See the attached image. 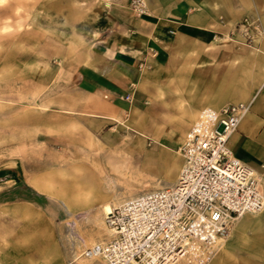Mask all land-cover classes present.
I'll use <instances>...</instances> for the list:
<instances>
[{"label":"rangeland","instance_id":"374dc122","mask_svg":"<svg viewBox=\"0 0 264 264\" xmlns=\"http://www.w3.org/2000/svg\"><path fill=\"white\" fill-rule=\"evenodd\" d=\"M2 2L0 181L15 176L28 184L36 182L47 192H42V208H34L33 219L37 221L0 214V264L25 262L40 245L62 262L79 261L84 248L111 237L101 211L103 203L114 208L126 199L176 181L182 165L179 137L190 125L182 122L179 112H156L159 115L154 118L152 110L148 113L146 99L138 109L104 126L75 113L81 102L76 97L75 67L63 59L72 55L65 47L71 38L67 23L74 21L71 17L76 12L74 0ZM245 19L258 25L249 17L239 25L243 26ZM122 162V169H118ZM76 170L77 176L93 174L95 183L87 189L89 198L74 203L70 195ZM169 170H173L172 175ZM19 205L2 206L10 209ZM261 212L245 215L253 217ZM260 228L256 223L246 227L254 236L253 243H247L249 249L237 251V260L248 251L252 257L263 256L264 233H257L263 231ZM24 246L32 252L21 249ZM231 262L229 255L221 264Z\"/></svg>","mask_w":264,"mask_h":264},{"label":"crops","instance_id":"0c3cea01","mask_svg":"<svg viewBox=\"0 0 264 264\" xmlns=\"http://www.w3.org/2000/svg\"><path fill=\"white\" fill-rule=\"evenodd\" d=\"M144 1L147 12L137 15L129 7L130 0H74L76 12L71 17L74 21L67 23L71 38L65 47L72 55L63 59L75 67L76 97L81 98L75 113L104 126L138 109L146 99L148 113L152 110L154 118L159 115L156 112H179L182 122L191 126L204 107L219 109L250 102L229 145L234 156L258 175L264 193V0ZM245 17L258 24L257 29L249 28L251 41L245 26L239 25ZM185 135L179 137L180 145ZM77 171L71 181L70 201L74 199V203L89 198L87 189L95 183L93 174L77 176ZM28 192L35 199L1 201L0 206L21 205L2 206L0 214L37 221L34 208H42V192L47 189L15 176L0 181V194ZM105 205L111 207L103 203V212ZM255 223L263 229L257 233H264V209L258 216L239 218L211 264H221L229 255L230 264H264V254L256 258L248 251L238 260L234 256L253 243L254 236L246 227ZM239 243L242 245H236ZM42 247L19 264H107L103 259L84 257L62 262ZM21 249L32 252L26 246Z\"/></svg>","mask_w":264,"mask_h":264},{"label":"built area","instance_id":"2783aa9c","mask_svg":"<svg viewBox=\"0 0 264 264\" xmlns=\"http://www.w3.org/2000/svg\"><path fill=\"white\" fill-rule=\"evenodd\" d=\"M129 7L147 12L144 0H130ZM243 24L251 41L249 28L258 25ZM249 108L241 102L199 110L178 149L176 181L112 208L104 218L111 237L81 255L107 264H207L237 219L264 209L260 178L229 145Z\"/></svg>","mask_w":264,"mask_h":264},{"label":"trees","instance_id":"16d2710c","mask_svg":"<svg viewBox=\"0 0 264 264\" xmlns=\"http://www.w3.org/2000/svg\"><path fill=\"white\" fill-rule=\"evenodd\" d=\"M30 193L29 192L24 193V194L23 193H12V194L2 193V194H0V202L15 199V198H24V199H28V200L35 199V196L32 195V193L31 194Z\"/></svg>","mask_w":264,"mask_h":264},{"label":"bare ground","instance_id":"6f19581e","mask_svg":"<svg viewBox=\"0 0 264 264\" xmlns=\"http://www.w3.org/2000/svg\"><path fill=\"white\" fill-rule=\"evenodd\" d=\"M104 212L107 214L108 212H110L112 209L109 205H105L103 208ZM105 261V260H104ZM106 262V261H105ZM107 263V262H106Z\"/></svg>","mask_w":264,"mask_h":264}]
</instances>
